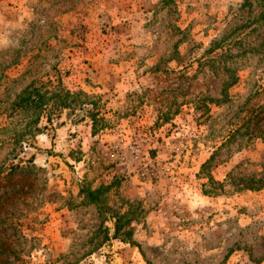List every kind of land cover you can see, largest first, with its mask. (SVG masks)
<instances>
[{
  "label": "rangeland",
  "instance_id": "1",
  "mask_svg": "<svg viewBox=\"0 0 264 264\" xmlns=\"http://www.w3.org/2000/svg\"><path fill=\"white\" fill-rule=\"evenodd\" d=\"M257 126L264 0H0V264H264Z\"/></svg>",
  "mask_w": 264,
  "mask_h": 264
},
{
  "label": "trees",
  "instance_id": "2",
  "mask_svg": "<svg viewBox=\"0 0 264 264\" xmlns=\"http://www.w3.org/2000/svg\"><path fill=\"white\" fill-rule=\"evenodd\" d=\"M49 92L42 90L41 88L35 86L34 84L28 85L23 92L19 95L17 101L15 102V108L23 109V110H32L35 113V129H38L39 115L41 112H45V108L48 104L52 102V104L56 107H71L72 104H77V98L79 94L82 92L76 93V95L71 93L70 91L62 92L61 94H55L54 96H49ZM72 98V99H70ZM76 98V99H75ZM58 99V100H56ZM56 100V102H55ZM93 104V102L91 103ZM86 109V108H84ZM90 113L93 120V130L96 132L99 127V124L103 121V118L99 117L98 108H90L86 109ZM101 125V124H100ZM258 131H260V136H264V130L261 129V126H257ZM264 185V180L258 186L247 184L245 186L246 189H257ZM88 191V197L92 201H98L100 193V189L95 190H85ZM121 217L117 216V220L115 223L116 232L118 233L122 229V222L120 221Z\"/></svg>",
  "mask_w": 264,
  "mask_h": 264
}]
</instances>
